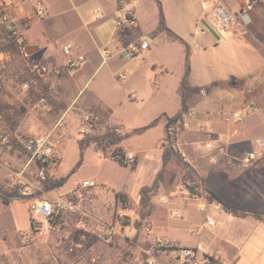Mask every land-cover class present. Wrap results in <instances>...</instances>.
Instances as JSON below:
<instances>
[{"label": "rangeland", "instance_id": "rangeland-1", "mask_svg": "<svg viewBox=\"0 0 264 264\" xmlns=\"http://www.w3.org/2000/svg\"><path fill=\"white\" fill-rule=\"evenodd\" d=\"M5 1L20 21L24 34L33 27L39 39L54 44L57 51H61L68 40L91 43L86 27L102 20L92 22L94 6L101 5L108 14L115 10V0H77L79 10L70 0H60L56 13L50 16L37 14L39 6H44L42 0ZM159 1L164 17L172 21L178 16V0ZM182 1L198 5V0ZM130 3L141 15L143 31L158 22L157 0H132ZM80 12L90 20L88 25ZM123 20L124 16L118 22V38L128 48L130 43L137 42L133 35L135 27L124 28ZM0 43V50L8 52L10 57L6 68L0 70V259L19 264H144L145 249L150 247L155 236L161 235L187 245L212 239L211 251L222 247L227 239L235 238L240 243L236 251L237 264H264V221L253 216L235 218L218 209L220 212L215 213L217 226L211 230L203 226L202 214L197 210L199 201L195 200L201 195L208 199L207 192L212 191L236 206L264 214V163L241 169L234 168L231 163L233 157L241 156L252 147L255 136L264 137V82L257 81L252 85L248 77H243L235 84L231 81L211 84V87L230 90L233 93L230 98L222 97L221 93L209 94V87H199L188 98L187 108L181 114L180 122L174 125L172 134L167 132L166 123L167 118L173 116H167L161 119L165 125L162 129L154 126L141 134L130 135V128L143 127L156 119L161 110L170 111L176 106L172 91L176 85V72L180 69L183 45L177 41L167 43L162 36L157 43L156 57L168 59L177 69L170 77L166 93L139 97L132 102L125 101L123 94L119 98L115 96V114L111 119L124 120L126 128L119 124L105 125L96 135L104 134L111 126L121 127L126 139L124 150L134 152L135 160L123 165L91 143L84 149L82 162L77 166L82 156L79 141L84 137L79 130L78 115L86 107L80 100L72 102L77 90L74 75L64 72L41 80L28 69L18 52L7 49L8 43L1 30ZM108 59L106 57L101 64V56L95 53L87 56L81 71L84 78L80 76L78 82L83 85L89 77L91 80L80 94L82 99L93 87L111 93L118 84H123L125 91L128 90V80L120 83L117 78L120 72L114 78L111 75ZM48 60L54 64L60 62L54 54L48 55ZM122 64L123 61L116 62V65ZM26 78L35 80L27 91L22 87ZM235 109H242L245 114L231 145L222 151L220 142L215 141V149H207L206 142L219 138L221 132L232 133L222 118ZM184 121L190 124L189 128L184 127ZM208 128H213V133H208ZM34 136H48L53 144L58 161L52 164L50 174L55 177L70 175L59 192L74 189L84 179L97 183L93 195L84 204V210L94 219L87 222L89 218H86L85 224L81 214L68 218L69 237H64L61 229L51 234L32 231L31 223L40 225L32 218L33 201L28 198L17 195L10 209L4 208L3 192L18 194L19 188L38 184L37 164L31 161L25 149L26 140ZM168 145L174 146L177 155H173L163 168L162 155ZM159 172L162 175L158 178ZM156 178L157 186L149 193L151 207L144 208L140 189L152 186ZM181 186L186 190L181 192ZM162 197L167 199L166 203L161 202ZM120 209L127 218L120 235L108 240L94 232L114 220ZM148 210L151 215L143 218L142 213ZM172 210L176 214L172 215ZM20 226L26 227L15 229ZM192 227L198 229L200 235L192 233ZM218 229L220 232L215 234ZM161 258L164 264H177L170 256L162 255Z\"/></svg>", "mask_w": 264, "mask_h": 264}, {"label": "crops", "instance_id": "crops-1", "mask_svg": "<svg viewBox=\"0 0 264 264\" xmlns=\"http://www.w3.org/2000/svg\"><path fill=\"white\" fill-rule=\"evenodd\" d=\"M60 0H42L45 13L48 15H54L56 13V6ZM66 1V0H65ZM63 0V2H65ZM87 0L86 2H90ZM100 1V0H98ZM132 0H130L131 2ZM245 0H223L226 7L235 15V19L226 32L220 31L212 22H210L204 15L201 7L200 0L198 5H188L184 1L178 0V16L172 21L165 18V23L176 35L182 38L186 43L180 42L174 39L166 31L159 30V20L153 26L148 27L145 31L142 30L141 15L137 11L136 6L129 2L128 8H130L136 19L137 25L135 26V40L139 42L142 38H149L150 46L142 50L139 54L130 56L125 51V45L118 38V22L123 19V12L118 7V2L115 0V10L111 14L105 13L101 8V5L97 4L93 7L91 15L92 22L94 21V14L96 8H100L103 13V18L100 22L94 26H88L87 36L91 39V43L86 45L78 40H68L64 44H72L80 52L86 54V56L95 53L101 56V64L105 62L104 52L108 53L109 59L106 61L110 68V73L113 78L117 72L125 76L124 80H128L127 91L123 88V84H118L116 90H112L111 93L104 92L97 87H93L89 90V94L85 98H81L80 94L87 86L91 78L85 80L83 85L78 82L80 76L84 78L82 71L83 66L72 73L75 79V87H77L75 97L72 98V102L80 100L86 109H92L100 117L101 128H105V125L119 124L125 127L124 120L112 121V116L115 114L114 104L118 98L124 96L125 101H137V98H145L147 96L162 95L166 93V88L170 86L169 80L171 75H174L177 69L170 63V61L164 57H156L157 43L165 36V42L177 41L183 45L180 55L179 71L176 72V82L173 88V94L176 99V106L173 109L161 110L157 116L166 114L167 116H174L182 112V93L180 91V85L186 69V56L187 49L189 48V62H190V84L193 87H209V94L221 93L222 97L230 98L233 93L230 90L220 89L221 87L212 86L214 82L236 83L238 78L248 77L252 85H256L257 81L264 82V0H258L257 5L250 11L244 9ZM70 3L79 10L77 0H70ZM84 18V22L88 25L90 20L84 17V14L80 12ZM160 19V15H159ZM43 21V20H42ZM24 37L27 40L29 49L35 54L47 57L54 54L58 61H61L63 54L61 51H57L54 44L50 42L41 41L39 37L33 31V27L30 30H26ZM44 36L43 38H47ZM153 47V48H152ZM43 52V53H42ZM50 53V54H48ZM123 61L122 66L116 65V62ZM112 64V65H111ZM128 65V66H127ZM123 70V72H121ZM125 70V71H124ZM260 72L261 75H257ZM118 81V82H119ZM78 83V84H77ZM174 85V84H173ZM222 91V92H221ZM157 127L165 126L161 121L156 125ZM126 128V127H125ZM140 128V127H139ZM152 128V127H151ZM136 128H130L131 134ZM129 135V134H128ZM136 135V134H135ZM236 137L235 134L230 132H221L219 138L222 141L224 148L231 145V139ZM257 137V136H255ZM254 137V138H255ZM253 138V139H254ZM124 139V138H123ZM218 139V138H217ZM223 139V140H222ZM252 139V140H253ZM121 141L118 146L124 149V142ZM132 152V151H131ZM134 153V152H133ZM61 187L60 189H62ZM60 189H57L59 191ZM123 190V189H118ZM117 190V191H118ZM198 202L206 201L208 203L207 210L215 218V213L220 211L227 213L229 216L235 218L238 217L231 213H228L223 207L215 205L213 201H209L203 195L195 199ZM15 200L9 204H4V208L9 210ZM220 207V208H218ZM218 209H221L220 211ZM198 210V207H197ZM198 212H200L198 210ZM201 213V212H200ZM202 214L204 222V214ZM263 214V213H261ZM264 215V214H263ZM255 217V216H253ZM256 218V217H255ZM259 221H264L256 218ZM216 220V218H215ZM217 222V220H216ZM217 226V225H216ZM22 227V228H21ZM26 226L15 227V229H23ZM33 223H31L30 229L32 230ZM6 230V229H5ZM192 230H199L195 227ZM213 230V229H211ZM219 229L215 232L218 234ZM194 233V232H192ZM216 236V235H215ZM170 237V236H168ZM171 238V237H170ZM201 241V240H200ZM199 242V241H197ZM196 242V243H197ZM205 247L209 249L213 243V240L206 239L201 241ZM239 241L235 238H229L225 241L219 249L223 251L227 264H237V250L239 247ZM194 245V244H193ZM238 245V247H237ZM236 247V248H235Z\"/></svg>", "mask_w": 264, "mask_h": 264}, {"label": "built area", "instance_id": "built-area-1", "mask_svg": "<svg viewBox=\"0 0 264 264\" xmlns=\"http://www.w3.org/2000/svg\"><path fill=\"white\" fill-rule=\"evenodd\" d=\"M120 5V10L123 11L124 28H133L137 25L133 11L128 8V0H117ZM200 7L207 17L220 31L226 32L235 19V15L226 7L223 0H200ZM258 3V0H245L244 9L246 11L252 10ZM45 7L40 5L37 14L43 15ZM103 18V13L100 8H96L94 14V21ZM22 25L18 18H16L10 11L5 0H0V30L5 35L7 43L14 41L16 43L17 52L25 61L28 69L41 80H47L50 76H60L64 72L74 73L80 69L87 61L86 54L80 52L72 44L62 45L61 52L63 58L60 62L48 60V56L35 55L28 46L27 40L24 37ZM1 45V43H0ZM150 46L149 38H142L139 42L130 43L125 49L128 55L133 56L139 54L142 50ZM108 53L104 52V57ZM9 53L0 50V70L6 68L9 62ZM52 63V64H51ZM118 78L124 80L125 76L119 74ZM35 84L33 78H26L23 81L22 87L24 90H29ZM1 94V90H0ZM244 112L242 109H235L223 116L222 122L231 127V134H237V126L244 119ZM2 119V112L0 110V121ZM80 123V132L83 136H96L99 132L101 121L98 114L92 109H83L78 115ZM180 122L176 120L173 124L167 126V132L170 134L175 130L174 125ZM184 127L189 128L190 124L187 121L183 123ZM199 129H204L199 126ZM116 134L122 135V129L119 126H111L106 129ZM105 132V133H106ZM208 133H213V128L207 129ZM104 133V134H105ZM103 135V134H101ZM99 135V136H101ZM223 140V139H222ZM215 141L220 142V150L224 151V146L220 138L211 139L207 141L205 146L207 149H215ZM104 147L99 150L104 154H108L112 159L125 161L131 163L135 160V154L131 151L117 150L118 144L103 143ZM25 149L30 154L31 161L37 164L38 184H30L19 188L18 196L28 197L32 200L31 215L35 222L39 221L40 226H34L32 231L37 234H51L56 229H61L64 237L71 235L68 218L76 215H83L85 224L93 220L94 216L89 211L84 210L85 201L93 195L97 183L92 179L82 180L74 189L67 192H59L57 189L48 190L44 186V182L48 179L50 168L53 163L58 161L55 158L54 147L48 136H34L30 137L25 142ZM232 165L234 168L241 169L252 166L258 162L264 163V137L257 136L252 140V147L241 156L233 157ZM181 192L185 189L184 186L179 188ZM161 202L166 203L167 199L162 197ZM220 206L219 203H217ZM208 203L206 201L198 204V210L204 214L203 226L209 229H214L217 225L215 218L207 210ZM176 214L172 210V215ZM115 219L111 222L100 223L102 228H97L94 232L106 239L113 236L120 235L124 226L126 225V217L122 209L116 211ZM86 218L87 222H86ZM198 233L197 230H192ZM144 264H164L162 255L170 256L177 264H227L223 251L219 248L211 251L207 249L203 242L199 241L194 245L182 244L168 236H155L148 249H145ZM0 264H19L15 261H7L0 259Z\"/></svg>", "mask_w": 264, "mask_h": 264}, {"label": "trees", "instance_id": "trees-1", "mask_svg": "<svg viewBox=\"0 0 264 264\" xmlns=\"http://www.w3.org/2000/svg\"><path fill=\"white\" fill-rule=\"evenodd\" d=\"M157 4L159 5V9H160V11H159L160 12L159 13L160 19H159V27H158L159 30L160 31H166L174 39L179 40L180 42L184 43L185 46H187V43L182 38H180L170 28H168V26L165 23V18H164V14L162 11L161 2L159 0H157ZM128 34H131L130 30H128ZM7 45H8L7 49L13 48L17 52L16 43L14 41H11ZM189 76H190V62H189V48H188L187 49V56H186L185 74L182 78L181 85H180V91L182 93V112L178 115L167 118L166 127L169 126L170 124H173L176 120L180 119L181 114L187 108L188 98L190 97V95L193 92H196L199 90V87L191 86ZM213 84H215V82ZM165 117H167V115L162 114V115L158 116L156 119H154L151 123H149L143 127L136 128L133 131V133L141 134V133L145 132L147 129L156 126L161 121V119H163ZM124 137L125 136L116 134V133L109 131V130L101 136H90V137L84 136V137H82L79 141V146H80V149L82 151V156H81V160L79 161L77 166H79L82 162L84 149L86 147H88L91 143H95L96 147L99 149L100 147H104V145H103L104 142L112 143V144H119L123 140ZM117 150L123 151L124 149L121 146H117ZM176 153H177V150H175L174 146H172V145L166 146V148L163 151V155H162V166H163V168H165L167 166V164L169 163V161L173 155H177ZM119 163H121L123 165L128 164V162H125L122 160H119ZM72 173H73V171H72ZM161 175H162V172H159L158 178ZM69 176L70 175L55 177L49 173L48 179L44 182V186L48 190L60 189L61 187H63L67 183ZM158 178H156V180L152 186H143L140 189V195H141L142 200H143V207L144 208H146V206L151 207V196L149 195V193L154 189V187L157 186ZM17 195L18 194H16V192L5 191L2 193V198H3L4 203L9 204L11 201H13L17 197ZM25 198H26V200H28L27 199L28 197H25ZM207 198L209 201H217L228 213H231L235 216L244 217L247 215H253L260 220H264V215L261 214L260 212H258L256 210L241 208L239 206H236V205L226 201L222 196H220L219 194H217L215 192L208 191L207 192ZM148 215H151V210H148L146 213L145 212L142 213L143 218H145Z\"/></svg>", "mask_w": 264, "mask_h": 264}]
</instances>
